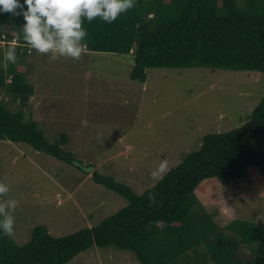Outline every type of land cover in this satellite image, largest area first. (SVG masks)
Here are the masks:
<instances>
[{"label":"trees","instance_id":"trees-1","mask_svg":"<svg viewBox=\"0 0 264 264\" xmlns=\"http://www.w3.org/2000/svg\"><path fill=\"white\" fill-rule=\"evenodd\" d=\"M23 22L22 16L0 13V140L27 143L81 168L62 146L70 136L63 132L49 141L34 117L38 85L29 76L35 73L30 64L35 50L22 38ZM84 27L83 49L131 54L130 77L143 83L148 68L264 73V0H136L111 24L96 18ZM10 46L16 49L15 64L4 58ZM41 75L47 86L48 75ZM252 166L264 173V98L241 127L205 135L198 149L142 193L94 169L92 179L128 204L97 225L63 236L52 235L44 224L24 244L0 235V264H65L93 246L111 245L134 252L142 264H264V223L224 222L221 206L210 211L197 194L210 183L205 181L228 184Z\"/></svg>","mask_w":264,"mask_h":264},{"label":"rangeland","instance_id":"rangeland-1","mask_svg":"<svg viewBox=\"0 0 264 264\" xmlns=\"http://www.w3.org/2000/svg\"><path fill=\"white\" fill-rule=\"evenodd\" d=\"M133 63L131 54L86 49L78 59L30 55L35 73L29 78L38 85L31 102L34 117L49 141L63 132L70 136L62 146L81 168L27 143L0 140V180L10 185L0 200L18 202L12 236L19 244L30 240L36 225L63 236L97 225L126 206L125 197L92 179L94 169L142 193L198 149L205 135L241 127L264 98L260 71L148 68L143 83L130 77ZM42 72L48 75L47 86ZM162 161L167 169L153 177ZM206 182L197 194L210 211L221 206L224 222L264 223V173L258 167L228 184L217 178ZM65 264L142 263L134 252L111 245L93 246Z\"/></svg>","mask_w":264,"mask_h":264},{"label":"clouds","instance_id":"clouds-1","mask_svg":"<svg viewBox=\"0 0 264 264\" xmlns=\"http://www.w3.org/2000/svg\"><path fill=\"white\" fill-rule=\"evenodd\" d=\"M136 0H0V13L22 16L23 40L39 54H48L50 60L60 56L78 59L83 51L87 29L84 22L96 18L111 24L121 14L135 6ZM9 63L17 61L16 49L10 46L4 53ZM167 169L162 161L153 170V177ZM10 191V185L0 180V196ZM17 200H0V235L14 234L12 215Z\"/></svg>","mask_w":264,"mask_h":264},{"label":"crops","instance_id":"crops-1","mask_svg":"<svg viewBox=\"0 0 264 264\" xmlns=\"http://www.w3.org/2000/svg\"><path fill=\"white\" fill-rule=\"evenodd\" d=\"M243 249H244V252H247L245 248H243Z\"/></svg>","mask_w":264,"mask_h":264}]
</instances>
